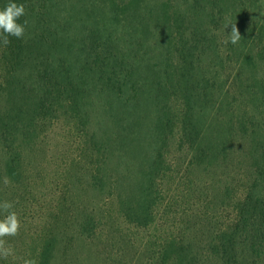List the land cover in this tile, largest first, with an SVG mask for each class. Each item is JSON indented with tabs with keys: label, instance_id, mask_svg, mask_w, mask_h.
Listing matches in <instances>:
<instances>
[{
	"label": "trees",
	"instance_id": "1",
	"mask_svg": "<svg viewBox=\"0 0 264 264\" xmlns=\"http://www.w3.org/2000/svg\"><path fill=\"white\" fill-rule=\"evenodd\" d=\"M259 1L181 0L179 7L172 0H16L25 6L18 21L26 22L25 34L8 43L0 34V181L19 182L22 147L36 146L62 113L92 150L86 183L101 195L89 200V210L77 208L79 237H94L115 206L119 222L132 228L148 230L160 219L161 228L176 229L155 242L152 264H264V115L236 118L209 136V126L224 121L215 114L213 86L198 70L203 54L228 46L241 66L263 65L255 88L264 97V13H254ZM7 3L0 0V9ZM231 26L241 38L233 44L229 33L224 44L221 33ZM155 35L163 50L158 67L147 57ZM103 96L123 119H114L107 132L90 129L86 106L90 97ZM143 104L153 109L149 121L135 114ZM235 138L248 153L247 183L231 195L224 189L218 206L231 215L223 222H216L215 210L188 215V207L180 212L163 198L164 179L183 171L168 160L172 143L186 152L187 171L225 165ZM132 155L141 159L130 179L120 165ZM172 213L173 220L181 217V230L168 221ZM59 237H45L36 264H51Z\"/></svg>",
	"mask_w": 264,
	"mask_h": 264
},
{
	"label": "rangeland",
	"instance_id": "2",
	"mask_svg": "<svg viewBox=\"0 0 264 264\" xmlns=\"http://www.w3.org/2000/svg\"><path fill=\"white\" fill-rule=\"evenodd\" d=\"M172 2L183 7L181 0ZM254 13L256 17L264 13V0L257 3ZM229 33L230 30L227 29L221 33L220 38L224 44L225 36ZM158 38L157 35L152 37L153 45L151 50H147L151 52L147 53V57L157 67L160 64L157 55L162 50L158 46ZM239 58V55L229 53L228 46L219 53L210 51L201 56L198 70L213 86L212 100L214 103L216 101L214 108L217 109L215 114L224 121L221 127H217L216 124L209 126L208 132L212 134H208L209 136H213L219 130H225L229 122L236 121V118L248 119L254 116L258 118L261 114L264 115V97L261 98L255 88V81L261 75L263 65L259 63L255 68L244 67L240 65ZM146 67L142 65L141 69ZM106 100L105 96L93 100L90 97L86 102L90 113V129L107 132V126L110 124L114 126V119L123 121L117 118L116 110L110 109L109 100ZM135 114L146 118L147 121L154 115L153 109L144 104ZM208 123L207 120L206 124ZM74 127L72 118L61 113L55 122L46 126L44 135L36 146L22 147V176L19 182L15 183L5 178L0 181V205L4 202L12 204V208L7 211L0 208V219H3L7 212H15L19 221V228L14 236L0 237V250L12 249L11 255L0 254V264H26L28 261L36 264L37 253L45 237L50 235L60 236L51 264H152L151 257L157 249L155 242L158 244L162 232L167 229L169 232H176L175 228L169 226L170 223L161 228L160 219L158 226H151L148 230L135 229L119 222L116 207L113 206L114 209L105 214L103 226L97 230L94 237L87 239L77 235L75 220L77 208L86 207L89 200L93 202L97 198L96 195H101L87 186L89 170H93L91 163L94 162V156L90 147L84 143V146L82 145ZM147 127L148 125L139 128L146 132ZM232 141L235 153L229 157L225 165L206 168L202 166L187 171L186 152H177L176 145L172 143L169 147L168 160L174 167L178 164L183 171L164 179L163 198L168 202L172 200L176 206L174 208L180 212L181 209L188 207V215L195 212L212 214L215 210L218 213L216 222L218 224L223 222L231 212L220 209L218 206L222 199L220 196L225 188H228L231 195L245 186L249 166L248 153L242 148L243 142L239 138ZM140 159L133 155L131 158L126 157L125 164L123 162L124 165H120L121 173L132 179L131 174L140 163ZM4 161L5 157L0 153V165H3ZM117 165L118 162L115 160L112 166ZM184 182L188 188L186 198L182 192ZM191 182L193 187L190 191ZM104 195L102 193V196ZM91 205L87 206L88 210ZM174 216L172 213L168 221L174 223L177 221L176 226L181 230V217L173 220ZM188 219L191 224L194 222L192 216H188ZM64 232L66 236H62ZM176 234H181V231ZM204 240L205 238H201L198 244L203 246Z\"/></svg>",
	"mask_w": 264,
	"mask_h": 264
},
{
	"label": "clouds",
	"instance_id": "3",
	"mask_svg": "<svg viewBox=\"0 0 264 264\" xmlns=\"http://www.w3.org/2000/svg\"><path fill=\"white\" fill-rule=\"evenodd\" d=\"M25 15V6L22 3H17L16 0H8V3L0 9V34L4 43H8V37L20 39L25 34V23H19L20 17ZM241 36L235 26L230 29V41L235 44L240 40ZM4 211L12 208L10 202H4L0 205ZM19 228V221L15 212H7L3 219H0V237L14 236ZM2 255H11L12 249L0 250ZM26 264H33L28 261Z\"/></svg>",
	"mask_w": 264,
	"mask_h": 264
}]
</instances>
